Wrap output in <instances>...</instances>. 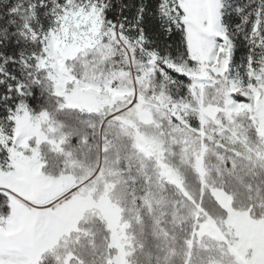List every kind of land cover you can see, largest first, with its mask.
Instances as JSON below:
<instances>
[{"label": "snow or ice", "instance_id": "1", "mask_svg": "<svg viewBox=\"0 0 264 264\" xmlns=\"http://www.w3.org/2000/svg\"><path fill=\"white\" fill-rule=\"evenodd\" d=\"M0 264H264V0H0Z\"/></svg>", "mask_w": 264, "mask_h": 264}]
</instances>
